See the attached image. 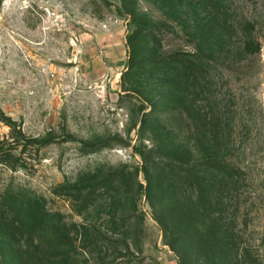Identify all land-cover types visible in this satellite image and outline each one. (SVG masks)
Wrapping results in <instances>:
<instances>
[{
    "label": "rangeland",
    "instance_id": "1",
    "mask_svg": "<svg viewBox=\"0 0 264 264\" xmlns=\"http://www.w3.org/2000/svg\"><path fill=\"white\" fill-rule=\"evenodd\" d=\"M134 1L158 26L156 55H195L198 76L183 85L151 55L128 69ZM248 33L259 49L243 54ZM167 156L239 172L202 195L148 184L143 158ZM205 190L234 222L239 258L264 264V0H0V258L216 264L190 227ZM41 212L29 239L26 218Z\"/></svg>",
    "mask_w": 264,
    "mask_h": 264
},
{
    "label": "trees",
    "instance_id": "2",
    "mask_svg": "<svg viewBox=\"0 0 264 264\" xmlns=\"http://www.w3.org/2000/svg\"><path fill=\"white\" fill-rule=\"evenodd\" d=\"M134 2L131 3L130 6L124 5V9L129 13L133 24V29L130 34L127 35L126 41L129 53V59L126 63L128 69L131 70L139 66L138 61L136 62L138 58L151 55V57H153L151 61L154 66L172 69L171 77L182 79L183 81L181 80V83L183 85L187 83L186 81L198 76L203 65L195 55H191L185 51H173L166 55H156V52L149 46V42H156L158 26L156 23H153L145 13L138 11L136 1ZM248 27H250V24L247 22L244 26V31H247L249 29ZM246 36L242 53L251 54L256 52L259 49V44L251 39L250 33ZM143 161V171L148 184L155 177L163 176L168 182L174 185L176 184V186L180 188L185 185V187L187 186L185 189L200 190V195L203 194L201 189L205 187V183L211 177L221 176L233 179L239 172L238 168L235 166L216 157H209L198 164H189L171 156L163 157L159 162H154V166H150V160L146 157L143 158ZM9 192V190L5 192L2 198L9 197ZM204 195H206L205 201H200V205L204 206V208H202V210L197 208L190 214L192 218L190 227L195 229L196 236L201 237L202 235L217 246V248H215L216 264H246V260H242L238 256L239 244L236 243L238 235L235 232L234 222L232 220L227 221L223 212L216 210L217 208H215V206L222 205L221 202L217 201L212 203L208 198L206 190ZM3 203L9 207L5 208L8 215L13 216L20 212L15 208L17 203L13 204L14 208H11V206L5 204V202ZM44 213L45 212H41L33 220V223L32 215L26 218L27 229L25 233H27L29 239L32 237V226L33 228L40 226L44 220ZM25 253L28 260L32 261V243L31 246L27 247ZM248 254L249 252L244 248L242 250V255L248 256ZM49 255L48 260H50L52 264H73L71 262V256L66 252H57ZM131 258L132 256L129 257V259ZM113 262L112 260L110 264H113ZM127 263L126 261L125 264ZM0 264L10 263L5 259V256H2L0 258ZM259 264L262 263L259 261Z\"/></svg>",
    "mask_w": 264,
    "mask_h": 264
}]
</instances>
